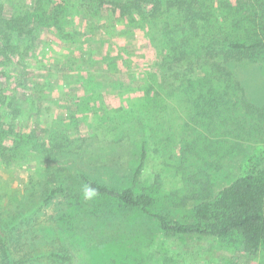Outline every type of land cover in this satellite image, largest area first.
Wrapping results in <instances>:
<instances>
[{
	"label": "rangeland",
	"instance_id": "rangeland-1",
	"mask_svg": "<svg viewBox=\"0 0 264 264\" xmlns=\"http://www.w3.org/2000/svg\"><path fill=\"white\" fill-rule=\"evenodd\" d=\"M221 1L211 3L217 6ZM4 6L8 17L11 7L7 3ZM151 10L144 5L147 17ZM83 14L74 6L65 22L66 27L75 26L79 35L92 33L89 39L80 36L79 49L44 30L36 62L27 68L20 66L15 73L22 84L17 96L22 111L17 130H30L35 122L42 128L67 125L80 120L76 116L81 112L84 117L78 121L79 130L88 140L63 164L66 180L72 189L80 190L79 194L72 200H53L42 208L39 196L43 189L36 172L45 169L38 160L13 168L0 163V239L10 248L12 260L22 264H264V247L251 257L241 252L237 236L217 240L163 236L154 219L108 199L85 201L78 186L80 172L115 188L133 186L144 146L146 158L134 184L136 192L145 191L154 198L153 213L191 218L194 206L208 196L205 187L210 186L207 198L212 201L221 189L245 173L249 158L259 155L264 159V63L229 65L257 111L247 113L237 105L230 110L222 107L212 119L210 109V118L205 117L202 126L194 109L198 103L193 102L198 96H171L159 73L158 58L168 43L167 30H171L165 24L178 22L175 16L144 18L128 34L124 26L111 29V16L107 14L94 20ZM81 50L98 58L102 51L113 56L120 51L128 63L120 65V71L101 61L91 66L78 53ZM88 66L102 96H74L82 89L77 74H87ZM139 83L143 89L153 86L162 96H136L128 91ZM44 85L48 95H34L35 88L37 91ZM64 85L63 95L59 89ZM120 89L128 92L127 96H114ZM30 180L33 182L28 185ZM27 187L30 192L25 194ZM34 192L32 200L30 194ZM83 206L90 210L77 216V209ZM20 212H35L38 219L28 225L15 223L17 228L12 229L6 216L18 217ZM53 254L72 260L62 262Z\"/></svg>",
	"mask_w": 264,
	"mask_h": 264
},
{
	"label": "trees",
	"instance_id": "trees-1",
	"mask_svg": "<svg viewBox=\"0 0 264 264\" xmlns=\"http://www.w3.org/2000/svg\"><path fill=\"white\" fill-rule=\"evenodd\" d=\"M211 2L212 0H132L129 3L119 0H0V163L13 168L38 160L41 168L45 169V172H36L40 178V189H43L39 196L40 208L50 205L56 199L72 200L74 195L79 194L80 190L76 187L72 189L66 180L65 165L70 156L82 150L88 140L79 130V123L84 117L80 110H77L80 115L76 116L80 120L67 125L58 123L54 128H42L40 123L35 122L34 128L30 130H17L16 121L22 115L17 96L22 84L15 79V73L20 66L27 68L36 62L40 33L47 30L57 35L55 37L60 42L79 49L82 44L80 36L89 39L92 33L79 35L75 26L66 27V16L74 6L92 20L101 18L103 14L111 16L110 28L124 26L123 29H128L125 32L128 34L133 33V29L138 28L139 21L142 22L144 18L158 20L164 14L170 18L175 16L178 22L165 24L171 30H167L168 43L160 51L161 57L158 58L161 67L159 73L163 75L164 86L168 87L171 96H198L193 101L198 103L194 105V109L204 126L210 109L213 110L212 119L220 114L222 107L230 110V107L237 105L247 113L257 111L246 99V88L243 82L235 78L229 65L264 63V0H222L217 6ZM6 3L11 7L8 17L4 15ZM144 5L151 6L148 17ZM161 29L164 34V26ZM102 42L103 47L105 42ZM106 52L102 51L100 58L83 50L78 53H81L86 63L90 61L91 66L101 61L107 67L120 71L119 66L128 63L120 51H115V56ZM89 69L90 66L87 74H77L78 82L82 81V89L74 96H102ZM67 81L71 83L70 80ZM58 83L59 81L57 85ZM65 87L66 85L61 87L59 93L64 95L62 89ZM133 87H129L128 91L135 92L136 96H162L153 86L143 89L139 83ZM46 89L45 85L37 88V91L35 88L34 95L37 96L40 92L42 96L38 97H43V94L48 93ZM119 91L114 96H127L128 92L122 89ZM140 157L133 174V186L115 188L84 172L78 174V186L89 184L98 189L99 195L96 198L108 199L154 219L163 236L180 237L183 240L193 237L217 240L237 236L241 241V252L246 256H257L264 247L262 156L249 158L245 173L221 189L212 201L207 198L210 186L205 187L204 191L208 196L194 206L191 218H168L152 212L154 198L145 191L136 192L134 187L146 158L144 146ZM32 182L30 180L28 185ZM34 190L35 187L32 186L31 192ZM28 192L30 190L27 187L25 194ZM36 193L30 194L32 200ZM75 199L79 200L78 196ZM88 210L90 209L84 206L77 209V216ZM34 213L20 212L18 217L16 214L7 215L9 224H6L12 226V229L17 228L15 223L18 222L28 225L38 219ZM9 249L0 239L1 264H22L21 261L12 260ZM53 257L62 262L72 260L70 256L53 254Z\"/></svg>",
	"mask_w": 264,
	"mask_h": 264
},
{
	"label": "clouds",
	"instance_id": "clouds-1",
	"mask_svg": "<svg viewBox=\"0 0 264 264\" xmlns=\"http://www.w3.org/2000/svg\"><path fill=\"white\" fill-rule=\"evenodd\" d=\"M81 194L85 201H91L99 195L98 189L92 187L89 184H84L81 186Z\"/></svg>",
	"mask_w": 264,
	"mask_h": 264
}]
</instances>
